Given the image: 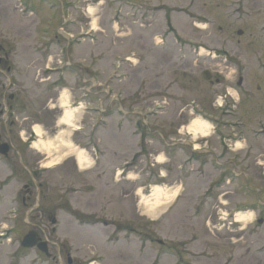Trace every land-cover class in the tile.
Returning a JSON list of instances; mask_svg holds the SVG:
<instances>
[{"label": "rangeland", "instance_id": "1", "mask_svg": "<svg viewBox=\"0 0 264 264\" xmlns=\"http://www.w3.org/2000/svg\"><path fill=\"white\" fill-rule=\"evenodd\" d=\"M0 45V264H264V0H0Z\"/></svg>", "mask_w": 264, "mask_h": 264}, {"label": "bare ground", "instance_id": "2", "mask_svg": "<svg viewBox=\"0 0 264 264\" xmlns=\"http://www.w3.org/2000/svg\"><path fill=\"white\" fill-rule=\"evenodd\" d=\"M59 106L62 108V115L59 118L58 123L61 126L72 125L73 119L75 117V110L68 106L67 94L64 91L60 93ZM187 128H188V131L191 132L195 136L199 134L200 136L204 137V136L211 134L209 131L208 124L199 118L193 117ZM33 130H34L36 136L40 137L37 142H33V144H32V146L36 149L40 148L42 146H46V147L50 146L51 147L52 145H54V143L59 145L61 143L63 136L65 135V131L60 130L58 132V134L55 136L54 141L46 142V141H44V139H42V137H41L42 132L38 126H34ZM243 215H244L243 213H238L236 215V217H241ZM90 264H93V262H90Z\"/></svg>", "mask_w": 264, "mask_h": 264}, {"label": "water", "instance_id": "3", "mask_svg": "<svg viewBox=\"0 0 264 264\" xmlns=\"http://www.w3.org/2000/svg\"><path fill=\"white\" fill-rule=\"evenodd\" d=\"M239 33V32H238ZM201 76L204 79H208L210 77V74L208 71H203ZM241 82V79H239V82ZM9 150V146L7 143H2L0 144V154L1 155H7V152ZM259 222H262V220H259ZM21 245L23 247H32V246H37L41 251H44L47 254V247L45 242H39L37 243V233L35 231H29L22 239Z\"/></svg>", "mask_w": 264, "mask_h": 264}, {"label": "flooded vegetation", "instance_id": "4", "mask_svg": "<svg viewBox=\"0 0 264 264\" xmlns=\"http://www.w3.org/2000/svg\"><path fill=\"white\" fill-rule=\"evenodd\" d=\"M0 51H2V46L0 45ZM4 55V54H3ZM6 58V57H5ZM4 57H2V56H0V67H4L5 66V62H6V59H5ZM6 70L7 71H10V66L9 65H7V67H6ZM0 85H1V83H0ZM1 87V86H0ZM2 91L3 92H5V90H4V88L2 87ZM9 100H14V94H9L8 95V97H7ZM3 100H5V99H3ZM6 103H7V101H5ZM4 105V102H1L0 103V107L1 106H3ZM50 220H51V217H50ZM52 224H54V223H52ZM36 230V229H35ZM54 230V229H53ZM37 231V230H36ZM38 232V231H37ZM38 240H44V241H46L47 242V246H48V243H49V240L46 238V237H41L40 236V234H39V232H38ZM48 249H49V246H48ZM11 255V254H10ZM67 261H68V258H67ZM68 263H71V261L69 262L68 261Z\"/></svg>", "mask_w": 264, "mask_h": 264}, {"label": "trees", "instance_id": "5", "mask_svg": "<svg viewBox=\"0 0 264 264\" xmlns=\"http://www.w3.org/2000/svg\"><path fill=\"white\" fill-rule=\"evenodd\" d=\"M80 219H89V217L88 218L83 217V218H80Z\"/></svg>", "mask_w": 264, "mask_h": 264}]
</instances>
